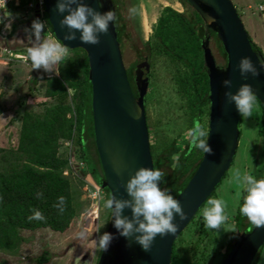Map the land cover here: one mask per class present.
<instances>
[{
  "label": "rangeland",
  "instance_id": "1",
  "mask_svg": "<svg viewBox=\"0 0 264 264\" xmlns=\"http://www.w3.org/2000/svg\"><path fill=\"white\" fill-rule=\"evenodd\" d=\"M122 1L123 17L128 32L122 50L128 70L133 68L140 58L144 43L152 39L154 27L164 8L171 7L179 12H184L185 8L179 0ZM232 1L250 39L264 56V0ZM132 7L137 9L135 15L129 14L128 10ZM15 26L18 28L9 40L6 38L10 29H4L0 34V48H8L14 54L25 56V59L0 60V148L7 151V158L11 162L7 165L0 156V169L26 162L17 151L24 113L29 111L42 116L49 107L56 104L45 97L44 77L62 76V71L69 62L67 59L77 56L68 51L65 60L57 65L53 72L45 73L42 69L36 85H32L34 73L27 58V49L32 46L33 40L26 31L28 26L26 22L18 20ZM52 36V32L49 31L42 33V39L54 40ZM210 45L216 61L224 67L226 59L220 54L214 39H211ZM143 54L146 56L145 52ZM138 62L142 64L143 60ZM148 65L150 80L146 99L150 117V143L154 145L157 154L165 144L175 139L178 146L184 148L190 139V115L174 81L177 66L166 56H154ZM30 85L33 87L31 91ZM70 91L73 94V91ZM209 121L210 116L206 114L204 116L206 126H209ZM262 127L263 110L256 105L252 116L242 117V134L237 154L227 177L213 196L225 202L228 220L222 229L206 230L203 226L201 208L176 240L179 253L177 264H220L237 234L236 217L242 197H237L236 193L242 189L236 184L234 174L239 170L242 174L248 173L253 176L255 170L264 167V139L259 132ZM59 151L60 157L66 163L55 173L69 185L72 211L70 224L62 232L49 228L19 230V244L12 249H0V264H98L102 251L96 244L97 232L99 231V234L107 232L111 216L110 211L103 208L105 193L96 186V181L87 171L79 151L77 133L73 140L62 141ZM233 229L236 233L227 232ZM46 254L50 258L49 262L41 260ZM261 258V262H264V252Z\"/></svg>",
  "mask_w": 264,
  "mask_h": 264
},
{
  "label": "trees",
  "instance_id": "2",
  "mask_svg": "<svg viewBox=\"0 0 264 264\" xmlns=\"http://www.w3.org/2000/svg\"><path fill=\"white\" fill-rule=\"evenodd\" d=\"M179 2L184 6V12H179L171 7L164 8L154 27L152 39L144 43V50L140 52L138 61L143 60V63H148L152 62L154 56H166L177 66L174 81L178 94L185 101L189 110L190 128H202L207 133L206 138L208 139L209 126L205 125L204 116L206 114L210 116L211 102L209 99L210 80L202 47L204 38L210 36L214 39L220 54L225 59L226 51L217 33L207 31L200 15L185 0H179ZM112 3L116 9L115 26L122 47L128 35L123 17L124 3L122 0H112ZM25 10V3L17 9V11ZM39 20L45 23L44 33L52 32L55 37L45 9L43 20ZM32 22L27 26V29L31 28ZM17 28V26L13 27L6 40L15 34ZM251 43L253 49L261 53L252 39ZM68 51L77 54V56L67 59L69 62L62 71V76L44 77L46 81L45 97L56 104L49 107L42 116L29 111L24 113L17 151L21 158H25L26 162L0 169V249L16 247L20 242L19 230L49 228L56 232H62L70 224L72 211L69 185L55 171L66 163L60 157V143L73 140L76 133L78 134L81 158L86 164L88 173L96 181V186L104 191L105 199L111 196L108 188L101 187V180L103 181L105 176L95 141L93 86L89 79V58L83 49H68ZM143 52L146 53V56L142 55ZM138 61L133 65V68L127 70L129 82L137 97L138 89L135 78L136 70L140 64ZM38 80L39 78L34 76L32 85H36ZM32 89L33 87L30 85L29 90ZM70 90L73 91V94ZM256 105H259L263 110V127L259 132L264 139V106L258 98ZM145 106L148 128H150L147 99ZM241 125L242 120L240 129ZM177 143L175 139L165 144L158 154L155 152L154 145L151 144L154 168L164 173L165 182L160 187L167 188L176 200L190 183L205 155V152L197 149L191 143V138L184 148L178 146ZM6 153L5 149L0 148V156L8 165L11 162ZM227 175L228 173L223 180ZM253 177L258 180L264 179V167L255 170ZM216 190L210 197L215 195ZM37 193H43V196L38 197ZM59 197H63L65 201L63 212H60L56 206ZM242 202L241 199L240 205ZM205 205L206 203L201 208ZM33 209L39 210L44 219L29 220L28 217L32 215ZM236 223L237 232H251L256 227L249 223L246 217L240 215L239 208ZM236 239L237 234L220 264L230 254ZM263 252L264 247L261 250L260 258ZM178 257L177 242L175 241L172 264H177ZM260 258L255 264L259 263ZM41 260L49 262L50 258L46 254Z\"/></svg>",
  "mask_w": 264,
  "mask_h": 264
},
{
  "label": "water",
  "instance_id": "3",
  "mask_svg": "<svg viewBox=\"0 0 264 264\" xmlns=\"http://www.w3.org/2000/svg\"><path fill=\"white\" fill-rule=\"evenodd\" d=\"M185 1L200 15L207 31L217 33L226 51L225 66L222 67L211 49L212 38H204L202 47L210 80L211 102L207 143L212 153H205L195 175L177 199L186 216L181 220L174 214L175 234L163 237L158 234L151 249L144 251L132 238L126 239L117 232L111 215L107 232L113 235V239L108 249L101 252L98 264H172L175 241L221 184L237 154L242 116L234 103L228 102L225 93L234 94L242 84L247 83L264 106V69L258 63V59L264 56L253 49L233 1ZM82 2L101 13L108 10L116 13L112 0ZM56 4L57 0H44L56 39L70 50L83 49L89 58L95 141L105 176L101 187L108 188L115 200H131L126 191L127 181L142 167L154 168L145 106L150 80L149 65L144 62L136 70L137 97L128 79L115 23H110L107 33L100 34L98 44L81 42L79 32L76 33L77 39L66 41L67 28H61L59 24L62 16L56 12ZM244 57L251 59L260 72L258 76L248 74L247 80L241 76L237 65ZM33 73L39 77L42 69H33ZM226 79L231 81V87L223 86L222 82ZM121 215L131 219L132 211L124 208ZM263 247L264 226L255 227L251 232L238 231L233 248L222 264H255Z\"/></svg>",
  "mask_w": 264,
  "mask_h": 264
},
{
  "label": "clouds",
  "instance_id": "4",
  "mask_svg": "<svg viewBox=\"0 0 264 264\" xmlns=\"http://www.w3.org/2000/svg\"><path fill=\"white\" fill-rule=\"evenodd\" d=\"M0 3L4 6L5 0H0ZM44 9L46 10L45 5ZM128 11L130 15H135L137 9L132 7ZM56 12L62 16L59 21L61 28H67L64 40L77 39L76 33L79 32V40L91 45L98 44L100 34L107 33L110 23L114 24L117 20L113 10L101 13L83 3L82 0H57ZM65 13L67 14L65 15ZM8 15L4 12V17ZM37 18L32 22L31 28L26 30L33 40L32 46L27 49V58L32 70L43 69L45 73H51L57 65L65 60L68 48L59 43L54 36L52 37L55 41L42 39L45 23L39 20H43V18ZM2 19L3 17H0V22ZM258 63L260 68L264 69V58H259ZM237 67L245 80L248 79V74L253 77L260 74L248 57L241 58ZM222 83L224 87H231L230 80L226 79ZM225 96L229 103H234L236 110L242 117L252 116L257 97L249 84L244 83L234 94L227 92ZM189 136L191 143L197 149L207 154L212 153L207 143V133L202 128L193 127ZM234 180L242 189L236 193L237 197H242L243 201L239 207L240 215L246 217L248 222L256 227L264 226V179L258 180L251 174H242L237 170L234 174ZM164 182V173L161 170L142 167L127 181L126 191L131 200H115L109 196L103 201V208L111 212L113 227L117 232L126 239L132 238L144 251L151 249L158 234L163 237L176 233L177 225L172 222L174 214L178 215L181 220H184L186 216L179 202L169 190L160 187ZM37 196L42 197L43 193H37ZM58 201L56 206L60 212H63L64 198L59 197ZM225 207V202L222 199L213 197L207 199L206 206L201 210L203 226L206 230L222 229L228 220ZM124 208L131 209V219L121 215ZM28 219L43 220L44 216L39 210L33 209L32 215ZM227 232L236 233L234 229ZM97 233V247L102 252L106 251L113 235L108 232L99 234L98 231Z\"/></svg>",
  "mask_w": 264,
  "mask_h": 264
},
{
  "label": "built area",
  "instance_id": "5",
  "mask_svg": "<svg viewBox=\"0 0 264 264\" xmlns=\"http://www.w3.org/2000/svg\"><path fill=\"white\" fill-rule=\"evenodd\" d=\"M25 3V11H17L18 8ZM15 8V10H13ZM4 12L9 14L4 17ZM44 0H5V5L0 3V17H3L0 22V34L4 29L12 30L18 20H21L29 25L35 18H43ZM25 59L24 55L14 54L8 48H0V60Z\"/></svg>",
  "mask_w": 264,
  "mask_h": 264
},
{
  "label": "crops",
  "instance_id": "6",
  "mask_svg": "<svg viewBox=\"0 0 264 264\" xmlns=\"http://www.w3.org/2000/svg\"><path fill=\"white\" fill-rule=\"evenodd\" d=\"M262 255H263V253H262ZM262 255H261V257H262ZM261 259H262V258H260V261H259L258 264H264V262H261Z\"/></svg>",
  "mask_w": 264,
  "mask_h": 264
},
{
  "label": "flooded vegetation",
  "instance_id": "7",
  "mask_svg": "<svg viewBox=\"0 0 264 264\" xmlns=\"http://www.w3.org/2000/svg\"><path fill=\"white\" fill-rule=\"evenodd\" d=\"M140 64H141V63H140ZM140 64H139V65H140Z\"/></svg>",
  "mask_w": 264,
  "mask_h": 264
}]
</instances>
